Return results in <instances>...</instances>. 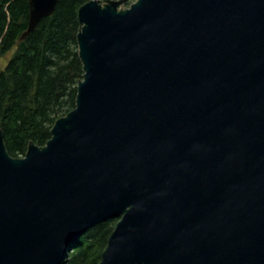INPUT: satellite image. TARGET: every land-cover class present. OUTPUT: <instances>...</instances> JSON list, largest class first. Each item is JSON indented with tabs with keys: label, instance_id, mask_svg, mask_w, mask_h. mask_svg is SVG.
Listing matches in <instances>:
<instances>
[{
	"label": "water",
	"instance_id": "95a60500",
	"mask_svg": "<svg viewBox=\"0 0 264 264\" xmlns=\"http://www.w3.org/2000/svg\"><path fill=\"white\" fill-rule=\"evenodd\" d=\"M25 40L59 0H28ZM90 0L83 80L45 146L0 129V264H264V0Z\"/></svg>",
	"mask_w": 264,
	"mask_h": 264
},
{
	"label": "trees",
	"instance_id": "16d2710c",
	"mask_svg": "<svg viewBox=\"0 0 264 264\" xmlns=\"http://www.w3.org/2000/svg\"><path fill=\"white\" fill-rule=\"evenodd\" d=\"M88 1L59 0L55 13L21 40L28 28L29 1L0 0V60L16 49L0 69V129L14 158L24 157L31 142L45 146L56 121L76 107L84 75L78 11ZM117 222L99 224L77 238L62 264H99Z\"/></svg>",
	"mask_w": 264,
	"mask_h": 264
},
{
	"label": "rangeland",
	"instance_id": "374dc122",
	"mask_svg": "<svg viewBox=\"0 0 264 264\" xmlns=\"http://www.w3.org/2000/svg\"><path fill=\"white\" fill-rule=\"evenodd\" d=\"M125 8V7H124ZM16 49L14 48L12 51H10L4 58L0 60V69H4L5 66L7 65V62L11 57L14 55Z\"/></svg>",
	"mask_w": 264,
	"mask_h": 264
}]
</instances>
